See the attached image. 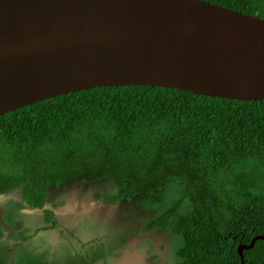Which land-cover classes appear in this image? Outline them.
Returning <instances> with one entry per match:
<instances>
[{
    "label": "trees",
    "instance_id": "obj_1",
    "mask_svg": "<svg viewBox=\"0 0 264 264\" xmlns=\"http://www.w3.org/2000/svg\"><path fill=\"white\" fill-rule=\"evenodd\" d=\"M206 1L264 19V0ZM94 175L120 183L98 192L109 204L181 182L179 197L144 231L183 239L176 264H242L238 245L264 235V99L110 85L0 115V195L20 189L24 204L39 209L31 201L44 204L49 188ZM243 257L264 264V239Z\"/></svg>",
    "mask_w": 264,
    "mask_h": 264
},
{
    "label": "water",
    "instance_id": "obj_2",
    "mask_svg": "<svg viewBox=\"0 0 264 264\" xmlns=\"http://www.w3.org/2000/svg\"><path fill=\"white\" fill-rule=\"evenodd\" d=\"M110 85L264 99V19L206 0H0V115Z\"/></svg>",
    "mask_w": 264,
    "mask_h": 264
},
{
    "label": "rangeland",
    "instance_id": "obj_3",
    "mask_svg": "<svg viewBox=\"0 0 264 264\" xmlns=\"http://www.w3.org/2000/svg\"><path fill=\"white\" fill-rule=\"evenodd\" d=\"M77 186L83 189H93L97 192L111 193L117 191L120 183L99 175L74 179L60 187L48 189L44 204L64 187ZM183 184L178 181H168L163 188L151 195L133 196L116 204L105 203L98 210V219L107 225L113 236L129 241L141 242L145 245V264H176L179 260L177 250L183 244V239L171 235L166 229L144 231L145 224L155 214L160 213L179 197ZM0 201H10L7 206L0 207V264H24V256L33 254L32 264H48L42 256L35 255L29 248L31 234L26 231L25 218L39 213V209L29 208L24 204L20 189H12L7 194L0 195ZM189 206L188 201L183 208ZM20 221V222H18ZM46 226L45 223L41 227ZM24 251V252H23ZM24 255V256H23ZM105 257L99 252H88L82 256L69 257L63 264H104Z\"/></svg>",
    "mask_w": 264,
    "mask_h": 264
},
{
    "label": "clouds",
    "instance_id": "obj_4",
    "mask_svg": "<svg viewBox=\"0 0 264 264\" xmlns=\"http://www.w3.org/2000/svg\"><path fill=\"white\" fill-rule=\"evenodd\" d=\"M105 199L96 190L66 186L47 205L32 200L40 211L25 218V230L32 236L30 251L48 264H63L66 258L88 252H99L104 264H145L143 243H124L98 219ZM8 203L0 201V207ZM42 223L46 226L41 227Z\"/></svg>",
    "mask_w": 264,
    "mask_h": 264
},
{
    "label": "crops",
    "instance_id": "obj_5",
    "mask_svg": "<svg viewBox=\"0 0 264 264\" xmlns=\"http://www.w3.org/2000/svg\"><path fill=\"white\" fill-rule=\"evenodd\" d=\"M4 194H7V193H4ZM4 194H2V195H4Z\"/></svg>",
    "mask_w": 264,
    "mask_h": 264
},
{
    "label": "flooded vegetation",
    "instance_id": "obj_6",
    "mask_svg": "<svg viewBox=\"0 0 264 264\" xmlns=\"http://www.w3.org/2000/svg\"><path fill=\"white\" fill-rule=\"evenodd\" d=\"M18 222H20V221H18Z\"/></svg>",
    "mask_w": 264,
    "mask_h": 264
}]
</instances>
